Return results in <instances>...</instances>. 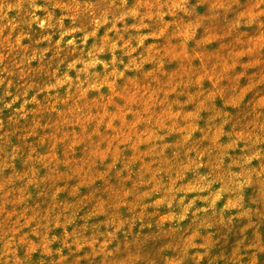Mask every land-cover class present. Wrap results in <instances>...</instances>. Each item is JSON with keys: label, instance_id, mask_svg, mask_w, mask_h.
I'll use <instances>...</instances> for the list:
<instances>
[{"label": "rangeland", "instance_id": "rangeland-1", "mask_svg": "<svg viewBox=\"0 0 264 264\" xmlns=\"http://www.w3.org/2000/svg\"><path fill=\"white\" fill-rule=\"evenodd\" d=\"M0 264H264V0H0Z\"/></svg>", "mask_w": 264, "mask_h": 264}]
</instances>
